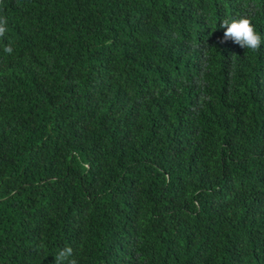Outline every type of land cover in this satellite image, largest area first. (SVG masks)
Instances as JSON below:
<instances>
[{"label":"trees","instance_id":"obj_1","mask_svg":"<svg viewBox=\"0 0 264 264\" xmlns=\"http://www.w3.org/2000/svg\"><path fill=\"white\" fill-rule=\"evenodd\" d=\"M249 9L264 39V0H0V264H264Z\"/></svg>","mask_w":264,"mask_h":264},{"label":"clouds","instance_id":"obj_2","mask_svg":"<svg viewBox=\"0 0 264 264\" xmlns=\"http://www.w3.org/2000/svg\"><path fill=\"white\" fill-rule=\"evenodd\" d=\"M253 12L249 9L248 12L242 14L238 17H233L231 19L225 18L221 21L220 27L224 29L223 39L220 43H225L231 41L232 43L238 45L241 49H247L253 52L260 50L261 45L264 44V39L257 32L255 26L253 25L251 16ZM8 20L5 16H0V39L5 38L8 32ZM12 43H7L3 51L4 53L11 55L13 52ZM207 65H202L199 77L195 79L194 83L200 87L204 88L206 82L204 80V75ZM201 100L209 99V97L201 96ZM55 264H78L77 260L74 258L73 249L65 247L60 249L54 256Z\"/></svg>","mask_w":264,"mask_h":264}]
</instances>
